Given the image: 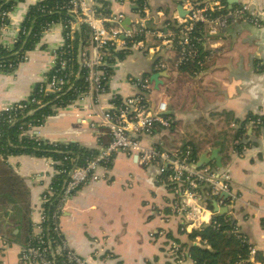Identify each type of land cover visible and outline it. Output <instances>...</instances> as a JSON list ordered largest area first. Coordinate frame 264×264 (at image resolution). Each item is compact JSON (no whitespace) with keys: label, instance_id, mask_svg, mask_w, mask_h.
Instances as JSON below:
<instances>
[{"label":"crops","instance_id":"1","mask_svg":"<svg viewBox=\"0 0 264 264\" xmlns=\"http://www.w3.org/2000/svg\"><path fill=\"white\" fill-rule=\"evenodd\" d=\"M43 1L26 0L14 6L8 26L0 34V49L11 47L29 9ZM103 1L111 15L122 14L124 21L130 20L129 29L132 22L144 18L150 33L124 60L113 64L108 93H92L79 108L63 109L49 117L37 131L39 137L99 150L91 121L100 122L101 112L111 109L112 96L125 99L137 94L131 78L151 79L160 74L159 89L152 81L153 90L160 94L151 93L150 100L154 106L167 103L163 114L170 126L157 125L143 143L169 155L189 144L198 149V161L204 154L211 156L213 149L219 150L222 167L215 162L205 167L229 177V195L214 202L227 209L224 214L256 250L251 264H263L256 258H264V126L254 129L247 125L245 134L236 136L240 123L249 115L264 116V14H260L264 0H235L233 6L245 3L251 13L262 15L260 26L238 21L213 36L205 45L211 55L196 75L180 73L174 63L176 29L187 13L183 0H146V16L138 14L132 0ZM224 1L230 7L228 0ZM62 43V26L56 24L15 72L0 73V113L6 106L27 100L35 87L46 81L54 52ZM160 60L166 62V69H159ZM6 163L24 181L29 191L30 222L37 224L42 196L56 175L52 162L20 155L9 157ZM103 174L106 180L83 186L64 207L59 226L68 248L88 264H168L169 242L174 241L186 252L184 264H194L189 249L200 246V238L192 241L189 234L200 226L186 229V218L178 212V189L162 178L160 164L143 167L135 155L119 152ZM200 188L201 198L209 199L210 186ZM233 197L235 202H231ZM209 211V221L215 214L224 215L214 208ZM20 228L18 225L14 235ZM3 233L0 264H19L24 236L12 237L6 243L10 237H3Z\"/></svg>","mask_w":264,"mask_h":264},{"label":"built area","instance_id":"2","mask_svg":"<svg viewBox=\"0 0 264 264\" xmlns=\"http://www.w3.org/2000/svg\"><path fill=\"white\" fill-rule=\"evenodd\" d=\"M124 1L127 0H120V2ZM103 2V0H67L63 6L52 8V10L66 8L70 14L75 16L76 21L68 22L66 25L60 24L63 43L54 52L53 65L49 72V74L53 72L50 81H48V74L46 81L39 84L42 86L41 92L58 93L66 86H71L70 78L74 76L73 72L64 74V76L60 75L62 71L72 69L69 51L71 45H68L67 50L63 51L66 46V38L74 33L77 24H86L91 30L90 43L81 48L78 55L79 64L86 69L88 74L86 81L90 85V92L82 94L64 109L79 108L92 93H95L96 96L108 93L103 86V82L107 78L105 69L109 67L108 60L118 51L135 49L143 41L135 42L134 39L150 33L144 25L142 17L141 20L132 22L129 30H125L123 27L124 15L114 16L110 12L107 14L109 8L103 6ZM132 2L135 3L136 0H132ZM183 3L187 13L180 24L181 28L174 43L177 56L174 62L175 68L199 59L202 53H205L203 59H206L208 55H211V52L207 51L205 45L213 36L225 32L231 24L238 21L249 22L255 27L261 24L260 16L262 15L251 13L249 5L245 3L240 4L238 8L228 7L223 0H183ZM147 11V4H144L138 14L146 16ZM260 14H264V11ZM9 15L8 11L0 13V34L8 26L6 21L9 20ZM52 27L45 29L41 39ZM67 30H69V34L66 37L64 33ZM25 33L20 27L17 36L11 42V47L6 48L9 53L15 52V45L19 42L20 35ZM127 40L129 41L127 42ZM27 53L18 64L0 61V73L8 70L15 72L19 65L27 60ZM199 65L202 67L203 61H199ZM166 66L165 61H159V69L164 70ZM130 82L137 89V94L125 99L112 96L111 109L101 112L100 122L91 121L90 123V127L97 132L99 144L101 137L105 135L108 137L106 144H100L96 156L83 166L61 170L55 169L56 162L47 158L52 162L56 175H64L66 179L57 196L52 184L43 194L39 208V221L32 225L33 239L21 248L19 264H88L85 259L66 246L60 232L59 221L66 203L80 188L89 183L107 179L103 173L108 172L114 156L119 152L135 155L137 162L143 167L160 164L162 175L167 170L169 171V183L178 189L177 193L180 199L178 212L186 218V229L198 226L201 228L203 225L210 224L211 221L207 218V214L210 212L207 201L201 198L198 190L201 185L208 184L210 186L209 195L220 197L222 193L229 192V177H221L207 167L194 170L191 167L192 163L189 162L192 154L190 148L185 152L179 150L173 155H169L160 152L153 146L145 145L144 139L150 138L154 134L157 125L170 126V121L163 114L167 111L168 106L165 102H160L156 106L152 104L150 95L153 91V82L149 77L131 78ZM117 99L121 101L119 104L113 102ZM25 101L6 106L1 113L12 111L9 122L16 121L18 118L16 111L28 107L23 103ZM31 103L43 106L40 100H32ZM83 108L89 109L88 106ZM60 110L63 109H59L58 112ZM91 117L92 115L89 113L88 119L91 120ZM42 126L32 127L30 125L24 134L36 138V140L43 139L37 133ZM231 200V202H235L236 198L233 197ZM47 206H51L50 208L53 209L51 214L48 213ZM34 241L35 244H33ZM255 253L256 250L251 247V256ZM168 255V264H184L186 252L180 248L178 243L169 242Z\"/></svg>","mask_w":264,"mask_h":264},{"label":"trees","instance_id":"3","mask_svg":"<svg viewBox=\"0 0 264 264\" xmlns=\"http://www.w3.org/2000/svg\"><path fill=\"white\" fill-rule=\"evenodd\" d=\"M24 1L26 0H0V13L11 12L18 2ZM66 1L44 0L32 6L22 24L23 33H26L20 35L19 42L15 45V52L11 54L6 48H1L0 61L5 63L13 62L14 64L20 63L27 52L35 49L45 29L56 24L66 25L68 22H75V16L70 14L66 8L52 10L53 7L63 6ZM223 2L227 4L224 0ZM134 4L137 6L136 10L141 11V8L146 4V0H136ZM103 6H107L105 2H103ZM239 6L240 4H236L233 8H238ZM107 14H109V11ZM8 22L9 20L6 21L7 24ZM180 28L181 26L176 29V37ZM67 34H69V30L64 33L66 37ZM90 36L91 30L88 25L77 24L74 33L66 38V46L63 51H66V47L71 45L69 51L72 59L70 63L72 69L62 71L60 75L64 76V74L73 72L74 76L70 78L71 86H66L58 93H46L41 92V85H37L31 97L23 102L28 107L23 110H17L18 118L12 123L9 122V116L12 111L0 113V216L4 210L9 209L13 213L16 208V211H18V218L7 222L0 220V232H5L3 237L6 234L10 237L7 238L6 243H10L11 238L15 236H24L23 246L33 239L29 216L31 212L29 191L24 181L7 165L6 161L9 157L28 155L37 158H49L56 162L55 169L61 170L74 166H83L88 160L98 154L97 149H88L76 142L50 143L47 140H36V138H31L24 134L25 131H28L30 125L32 127L42 126L49 117L55 116L59 109L66 108L82 94L90 92V85L86 81L87 71L79 64L78 60L81 48L90 43ZM143 39L144 35L136 37L134 41L138 42ZM129 45L131 46L130 43ZM130 53L131 49L118 51L108 60L109 67L105 69L107 78L103 82L106 92L109 91L110 80L114 74L113 64L118 60H124ZM204 55L205 53H202L199 59L197 58L182 65L177 70L180 73H188L190 75L198 74L203 69L199 65V61H204ZM11 72L12 70H8L5 73ZM51 75H53V72L48 75V81H50ZM32 100H40L43 106L32 104ZM113 102L119 104L121 101L117 99ZM247 125H251L254 129H260L264 126V116L249 115L240 123V127L237 130V138L245 134ZM33 136L36 137V135ZM107 139L106 135L101 137L100 144H106ZM189 146V144L185 145L180 151L185 152L190 148ZM190 150L192 154L189 162L195 164L198 162V149L191 145ZM169 174L167 170L162 175V178L167 180ZM65 179V176L61 174L55 175L53 178L52 187L56 191V196L64 185ZM200 190L201 188L198 191L200 192ZM215 199L218 200L219 198L209 195V199H206L210 209H213L212 202ZM50 207H46L49 214L53 211ZM12 222L14 226L9 227ZM18 225L21 227L19 229L21 232L14 235L13 232L18 229ZM237 230L235 222L225 214H215L210 224L193 230L189 234L190 239L195 241L200 238V246H192L189 249L190 258L194 264H251L252 246L248 244L246 237ZM33 244H35V241ZM256 259L261 260L264 264V258L260 257V255Z\"/></svg>","mask_w":264,"mask_h":264},{"label":"water","instance_id":"4","mask_svg":"<svg viewBox=\"0 0 264 264\" xmlns=\"http://www.w3.org/2000/svg\"><path fill=\"white\" fill-rule=\"evenodd\" d=\"M228 3L230 5V8L233 7V4L235 3V0H228ZM129 25H130V20L129 19H126L124 22H123V27L125 30H128L129 29ZM160 78V74H155L152 76V81L154 82L155 84V88L156 89H159V85H162V81L159 80ZM219 153V150L218 149H213L212 150V155L211 156H207L206 154L202 155L199 159V161L195 164H191V167L194 169V170H199V169H202L203 167L211 164L212 162H215L216 165L218 167H222V164H221V158L219 157L218 155ZM228 193H222V196L224 197H228ZM212 206L215 210L216 213H220V214H224L225 212H227V209L226 210H223L222 208H219V206L217 205L216 202H212Z\"/></svg>","mask_w":264,"mask_h":264},{"label":"rangeland","instance_id":"5","mask_svg":"<svg viewBox=\"0 0 264 264\" xmlns=\"http://www.w3.org/2000/svg\"><path fill=\"white\" fill-rule=\"evenodd\" d=\"M153 95L154 96H159V91L157 92H155L154 90H153ZM10 206H11V204H9ZM9 210V209H8ZM8 210H4L3 212H2V214H1V216H0V220L1 221H5V222H7V221H10L11 219H16V218H18V211H16V208H15V211L12 213V212H10V210L8 211ZM4 218H6V220H4ZM3 224V223H2ZM15 237H17V236H15Z\"/></svg>","mask_w":264,"mask_h":264}]
</instances>
